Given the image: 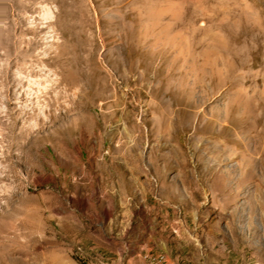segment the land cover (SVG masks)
<instances>
[{"label":"rangeland","instance_id":"rangeland-1","mask_svg":"<svg viewBox=\"0 0 264 264\" xmlns=\"http://www.w3.org/2000/svg\"><path fill=\"white\" fill-rule=\"evenodd\" d=\"M264 264V0H0V264Z\"/></svg>","mask_w":264,"mask_h":264},{"label":"bare ground","instance_id":"bare-ground-1","mask_svg":"<svg viewBox=\"0 0 264 264\" xmlns=\"http://www.w3.org/2000/svg\"><path fill=\"white\" fill-rule=\"evenodd\" d=\"M159 257H163V256L162 255L153 256L152 258H154V259L150 260V262L152 264H161L163 262V260H164V257H163V259L159 258Z\"/></svg>","mask_w":264,"mask_h":264},{"label":"built area","instance_id":"built-area-1","mask_svg":"<svg viewBox=\"0 0 264 264\" xmlns=\"http://www.w3.org/2000/svg\"><path fill=\"white\" fill-rule=\"evenodd\" d=\"M159 258H162V259H163V257H159ZM145 259H147L148 262H150V260H152V259H154V258H149V257H147V255H146V256H145Z\"/></svg>","mask_w":264,"mask_h":264}]
</instances>
